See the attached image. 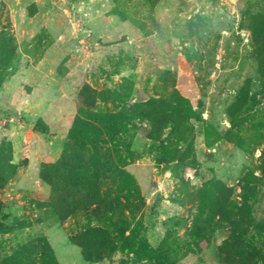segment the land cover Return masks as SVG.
<instances>
[{
  "label": "rangeland",
  "instance_id": "374dc122",
  "mask_svg": "<svg viewBox=\"0 0 264 264\" xmlns=\"http://www.w3.org/2000/svg\"><path fill=\"white\" fill-rule=\"evenodd\" d=\"M9 39L13 60L8 66L0 60V81L5 79L0 146L11 142L18 172L0 191V222L29 215L32 199H49L51 189L40 180V166L60 158L81 108L106 116L166 96L168 73L200 117L192 122L197 168L180 171L187 188L221 180L239 195L244 174L261 173L264 0H0V49ZM125 80L133 89L131 101L122 104L116 94ZM84 87L99 94L94 107L81 103ZM246 94L247 104L238 108ZM148 128L147 122L133 119L121 129L116 148L99 145L111 150L133 177L141 195V211L133 222L144 225L148 244L158 248L167 222L181 218L188 224L194 207L171 170L175 164L158 163L160 146L148 138ZM253 207L263 231L251 229L243 254L234 261L223 263L219 255L231 235L228 226L178 264H264V190ZM89 225L96 221L80 214L63 225L45 221L0 234V264L38 235L48 238L59 264H149L128 250L100 263L86 262L69 236ZM176 234L186 238L185 228Z\"/></svg>",
  "mask_w": 264,
  "mask_h": 264
},
{
  "label": "trees",
  "instance_id": "16d2710c",
  "mask_svg": "<svg viewBox=\"0 0 264 264\" xmlns=\"http://www.w3.org/2000/svg\"><path fill=\"white\" fill-rule=\"evenodd\" d=\"M13 50V42L6 40L0 49V60L5 66L13 60ZM259 64L264 77V61ZM168 74L165 82L168 95L136 102L128 111L124 109L122 113L105 116L81 108L60 158L52 164L42 163L40 166V180L51 189L49 199L30 200L29 215L17 216L12 223L0 222V234L29 229L45 221L63 225L67 220L84 214L93 218L96 225H89L69 238L89 263H100L119 250H128L149 264H178L181 258L202 251L203 243H210L218 230L228 226L231 235L219 247L222 262L230 263L235 255L243 254L245 238L251 229L263 231L253 205L264 190V152L261 173L256 175L254 171H247L239 182V195L221 180L206 182L199 188H187L180 171L187 166L197 168L192 122L200 117L190 101L175 88V75ZM4 81H0V88ZM132 89L131 81L122 83L116 94L122 104L131 101ZM96 98H100L99 94L88 87L80 92L81 103L87 108L94 107ZM247 102L248 94L237 104L238 108H243ZM136 118L149 124L147 136L160 146L158 163L175 164L171 170L182 183V194L194 207L188 224L181 218L167 222L166 235L158 248L148 244L144 225L133 222L141 211V195L133 177L121 162L114 160L111 150L99 145L112 143L116 148L123 126ZM40 131L47 132L46 129ZM227 138L234 142L230 136ZM13 156L11 142L5 141L0 146V191L17 175L18 165L14 163ZM3 209L4 203L0 201V215ZM32 212H36L35 218H31ZM3 217L8 218L4 213ZM177 228H185L186 238L177 236ZM126 232L130 234L126 235ZM1 264L59 262L48 238L38 235L22 244Z\"/></svg>",
  "mask_w": 264,
  "mask_h": 264
}]
</instances>
